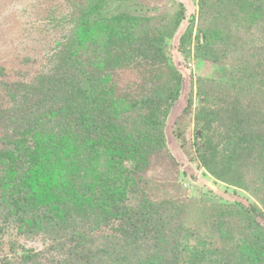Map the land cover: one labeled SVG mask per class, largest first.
Wrapping results in <instances>:
<instances>
[{
  "label": "rangeland",
  "instance_id": "1",
  "mask_svg": "<svg viewBox=\"0 0 264 264\" xmlns=\"http://www.w3.org/2000/svg\"><path fill=\"white\" fill-rule=\"evenodd\" d=\"M233 1L0 0V264H85L76 259L74 244L77 241L82 250L92 242L97 245L80 235L96 238L102 225L85 217L77 204L72 207L75 201L69 192V198L59 189L47 188L44 193L41 183L50 184L56 173L71 175L76 183L82 176L83 184L101 187L107 194L114 188L118 205L112 208L115 214L107 217L114 227L129 224L126 209L140 216L153 211L147 201L182 206L192 202L195 211L207 206L220 209L215 215L223 213L214 220V228L200 221L189 227L185 217L186 228L200 237V230L211 228L214 250L225 243L224 227L229 238L243 231V237L231 235L229 260L242 239L256 234L257 229L243 228L248 220L263 226L257 233L264 246V188L250 184L253 168L261 162L260 152L251 156L253 150H248L253 148L238 139L257 127L264 134V0L261 5L243 0L239 7L230 5ZM76 8L80 12L74 28L81 31L84 24L90 28L86 46L79 49L80 69L86 71L90 89L74 91L84 95L61 108L55 103L58 84L64 79L35 78L50 68L52 55H67L69 14ZM97 14L101 17H94ZM95 46L99 56L92 52ZM97 68L102 71L94 72ZM67 69L74 74L72 85L85 75ZM13 81L28 82L23 86L27 91L14 95L3 84ZM45 81L51 94L40 93L36 99L47 105V96L52 97L47 118L51 124L59 123L56 130L43 116H47L46 106L34 111L37 106L30 102L32 86ZM177 85L179 93H175ZM18 101L19 111L34 105L38 121L32 135H24L21 129L14 135L12 127L3 133L10 123L6 109ZM198 130L205 132L204 140L211 139L212 152L218 151L214 159L201 160L204 143L197 137ZM23 136L30 151L18 156L22 166L9 170L8 160L13 164L17 148L13 149L15 141L9 142L24 144ZM43 136H49L51 148L38 145ZM134 146L141 152L134 153ZM116 158H122L123 164L118 165ZM207 166L230 174L220 179ZM131 174L137 187H130L124 178ZM19 186L27 187V210L21 221L15 219L20 213L14 214L7 203L9 193H16ZM247 207L256 209L254 216L246 212ZM51 212L55 219L43 218ZM98 218L103 223V216ZM193 236L192 245L198 235ZM35 253L33 260L26 259ZM188 259L183 257V264Z\"/></svg>",
  "mask_w": 264,
  "mask_h": 264
},
{
  "label": "trees",
  "instance_id": "2",
  "mask_svg": "<svg viewBox=\"0 0 264 264\" xmlns=\"http://www.w3.org/2000/svg\"><path fill=\"white\" fill-rule=\"evenodd\" d=\"M239 1V2H238ZM255 2L256 5H261L262 0H252ZM243 3V0H234L230 5H235L237 7L241 6ZM229 5V4H228ZM225 10H227V6L223 7ZM89 13L90 10H87ZM80 9L76 8L72 10V12L69 14V24L72 23V29L70 37L71 39L67 42V45L65 47L69 50L67 55L64 58H57L54 55L50 58L51 66L46 71L43 72L40 76H36L35 79H39L41 81L43 80H49L54 82V78H61L64 79V83L58 84V91H57V102L55 105H59L61 108H68L71 105L72 100L75 98H78L79 95L83 94L84 91L81 93H75L74 91H78L80 89H83L87 91V89H90V82L89 77L86 75V71L84 69H80V61H81V54H79V49H82L86 46V39L88 32L90 31V28L84 24L81 27V31L76 30L74 28L73 21L77 19V16H79ZM94 17H101V14H97ZM92 52L94 54L100 55V51L98 49V46H95L93 48ZM58 60V61H55ZM67 68H75L78 69L77 71L83 75V78H77V85H72V76L73 73L70 75L69 69ZM62 70V71H61ZM0 71H2V67H0ZM102 71L97 68L94 72ZM103 73V72H101ZM89 74V73H88ZM99 74V73H97ZM69 76V81L68 77ZM34 79V80H35ZM45 81L43 83H39L38 85H33V93L32 97L30 98V102H34V105L37 106V108H34V111H40V108L42 106H46L44 109H47V116L43 113V116L45 118L49 117L50 113V102H52V97L49 95L47 96V105L44 103L45 101H41V99H36L38 95L50 93L49 90L51 87L46 86ZM3 84L7 85L10 92L14 91V95L16 91L19 90H26L23 86H26L28 82H20V81H13V82H4ZM50 84V83H49ZM81 86V87H79ZM180 87L177 85L175 87V93H179ZM51 94V93H50ZM173 99L175 98L174 94H171ZM24 96V95H22ZM25 98V97H24ZM26 99V98H25ZM33 99V100H32ZM36 99V100H35ZM27 100V99H26ZM54 104V103H52ZM19 101L16 102L12 107H9L6 109V112H8V119L10 120L9 125L5 127V131H11V127L14 130V135L18 134V129H21L25 131L24 135H32L36 131L38 119L33 114V104L32 105H26V108H29L28 111L23 112V108L19 111ZM38 115H40V112H37ZM28 116V118H27ZM41 116V115H40ZM42 117V116H41ZM27 118V119H26ZM24 119L27 120V123ZM48 119V118H47ZM16 120L15 122H13ZM49 123H52L51 119H48ZM63 124V123H62ZM20 126H22L20 128ZM25 127H28L27 129ZM57 127H59V123L57 124H51V128L56 130ZM7 131V132H8ZM198 133L197 137L202 138L204 143V146L201 147L200 144V158L201 160L205 159H214V156H216V153L218 151L215 149L212 152L211 148H214L212 145L211 139L204 140L203 137L205 136V132H201L200 130L196 131ZM22 135V134H21ZM25 140V143L22 144L18 140H13L10 143H13V149L15 151L13 152L14 156H16L15 160L13 161V164L11 163L12 160H8L9 170H12V168H19V166H22L24 164L23 159H21L18 156H23L24 153L27 151L29 152V145L26 141V137L23 136L21 138ZM44 141L42 140V143H38V145H42L43 148H51L49 145L50 139L45 138L43 136ZM239 141L241 144H244V146H251L253 149V153L250 155L258 154L260 152L259 158H261V162L258 166H255L253 168V181L250 182V184H256L257 186L264 188V134L262 131H260V128L257 127L253 131H249L245 138H239ZM78 140L81 141V138H78ZM104 136H100L99 141H103ZM212 145L211 147L209 146ZM139 146H143V143H138ZM257 145L256 149L255 146ZM134 146V148H131L134 153H140L141 147ZM8 148V147H7ZM203 148V149H202ZM143 150V149H142ZM261 150V151H260ZM57 152V151H56ZM57 156H59V153L57 152ZM95 158V157H94ZM117 159V158H116ZM21 160V161H20ZM83 163L86 164L85 161ZM116 163L118 165L123 164V159L119 158V160H116ZM206 165V161L204 162ZM209 171L216 177L223 179L227 176V174H230L229 171H221L217 170L215 168H210V166H207ZM230 172L232 173V168H229ZM134 172V171H133ZM235 172V171H233ZM227 173V174H226ZM71 177V180H68ZM124 178L127 181V184L130 187H135L136 183L133 179V174L131 176L127 175L124 176ZM257 178V179H256ZM43 179V178H42ZM77 179V183L75 181V178H73L71 175H66L65 177H62L60 173H56L53 175V177L50 179V184H46L45 180L41 183V185L44 188V193H47L48 189H59L60 193L64 192V195L66 198H69L68 192L70 197L75 201L71 205L75 208H80L79 210L82 211V214L87 217L91 222L97 224L98 227L102 225V229L99 230L100 234L96 236V238L87 236L85 233L84 235H80V239H85L86 237L90 239V241H94L97 243L95 245L92 242V245H87V249H79L77 241L74 244V247L72 248L75 251V257L77 260H80L81 263L85 264H183V257L186 255L188 256V261L186 264H203L206 261V264H241L243 261L250 262L249 264H264V246L262 243V237L260 236L262 231V225L259 223H253L252 220H248L247 223L243 226V228L248 227V229H257L256 234H253L252 237L247 239H242V243L237 244L238 252H235L233 256H231V260L228 258V248H230V238L232 237L230 234L229 236L226 234L227 230L224 227L223 234L221 238L225 239V243L222 247L216 248L214 250L213 248V239L212 238V232L210 229L216 227V223L214 220L219 217H223V213L219 211L217 215H215V211H218L220 209H216V207H213L215 209H206L205 207H200L198 210H194L197 207L192 202H187L182 206L181 204H172L170 202H163L164 200H161L158 203L157 200H154L155 202H149L145 203V205L150 206V208H153V211L147 212L144 214H137L134 213L133 209H126L129 211H124V215H127L129 224L126 226H123L122 223L118 224L117 227H114V222L107 217H112L115 212L112 210L113 207L117 206V199L116 194L113 190H109L110 193L107 194V190L102 189L101 187H91L89 185L83 184L81 181L83 180V177L80 176ZM9 183L16 184L12 179L9 178ZM54 181V182H53ZM81 182V183H80ZM28 186V185H27ZM137 187V186H136ZM136 189V188H135ZM27 194V187L26 186H19L16 193H9L8 201L7 203L12 207L10 209L14 210V214L20 213V218H15L17 221L23 220V214L26 212V206L24 205V199ZM75 194V195H74ZM77 199V200H76ZM145 199V198H144ZM123 200V199H122ZM121 200V201H122ZM146 200V199H145ZM157 201V202H156ZM60 203V200L58 201V204ZM77 204V205H76ZM26 205H29V200L26 202ZM9 209V208H8ZM77 210V209H76ZM213 210V211H209ZM195 211V213H193ZM246 212L254 216L256 213V209L253 207H247ZM51 213H47L43 216L45 219H55V216ZM215 216H210V214H213ZM103 216V223L100 222L98 217ZM192 216V217H190ZM212 217V220H209L208 218ZM107 218V221L104 220ZM185 217H189L187 219V224L189 227L192 225H198L199 221L203 225L208 228L206 231L200 230V233L202 234V237L199 236V233H193V229L189 228L187 229L185 226ZM66 221L63 222L62 228H65ZM55 224H58V222H55ZM231 224V223H229ZM116 225V224H115ZM233 225V223H232ZM95 228L92 229V231ZM260 231V233H257V231ZM29 230H27L28 232ZM117 231L118 233H116ZM29 233V232H28ZM226 234V235H225ZM192 235L197 236L196 237V243L190 244V238H192ZM193 236V237H194ZM243 237L245 236L243 234V231L239 230V234L233 235V237ZM73 236L71 237V239ZM77 239V236H76ZM234 240V238H233ZM241 239H235L234 241H238ZM87 241V239L83 240ZM78 245V246H77ZM199 248L198 250L196 248ZM220 251H223L220 253ZM214 253V257L207 258L209 254ZM218 254H221L218 256ZM36 253L32 255H27L26 259H32L33 257H36ZM197 258V259H196ZM83 260V261H82ZM57 264V263H56ZM76 264V263H75Z\"/></svg>",
  "mask_w": 264,
  "mask_h": 264
}]
</instances>
